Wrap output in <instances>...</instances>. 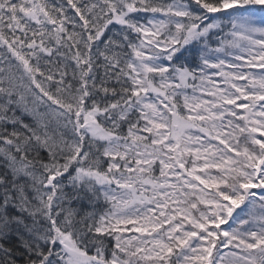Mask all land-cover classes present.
Returning <instances> with one entry per match:
<instances>
[{"label":"snow or ice","instance_id":"1","mask_svg":"<svg viewBox=\"0 0 264 264\" xmlns=\"http://www.w3.org/2000/svg\"><path fill=\"white\" fill-rule=\"evenodd\" d=\"M0 264H264V0H0Z\"/></svg>","mask_w":264,"mask_h":264}]
</instances>
